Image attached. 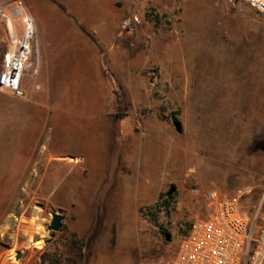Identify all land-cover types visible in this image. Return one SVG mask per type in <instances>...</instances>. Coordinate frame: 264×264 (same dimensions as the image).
<instances>
[{
    "label": "rangeland",
    "instance_id": "374dc122",
    "mask_svg": "<svg viewBox=\"0 0 264 264\" xmlns=\"http://www.w3.org/2000/svg\"><path fill=\"white\" fill-rule=\"evenodd\" d=\"M73 4L60 5L70 13ZM34 6L39 55V28L52 19ZM115 8L131 19L126 28L89 34L103 49L109 92L89 101L115 113L109 168L85 154L0 163V264H68L80 256L76 238L85 264H171L182 235L211 212L212 189H251L240 208L264 218V13L245 0H117ZM7 37L0 17V70ZM33 61L24 79L40 85ZM55 212L65 216L59 231L48 229Z\"/></svg>",
    "mask_w": 264,
    "mask_h": 264
},
{
    "label": "crops",
    "instance_id": "0c3cea01",
    "mask_svg": "<svg viewBox=\"0 0 264 264\" xmlns=\"http://www.w3.org/2000/svg\"><path fill=\"white\" fill-rule=\"evenodd\" d=\"M52 1L25 0L52 21L39 28L45 43L42 56L34 59L40 61L41 84L23 78V95L0 89V163L22 160L21 155L31 156L25 161L66 162L85 154L107 169L116 148L115 113L89 101L109 94L101 73L103 49L89 34L107 29L114 35L131 19L115 8L117 0ZM65 2H74L70 13L61 9ZM65 144L69 153H64Z\"/></svg>",
    "mask_w": 264,
    "mask_h": 264
},
{
    "label": "built area",
    "instance_id": "2783aa9c",
    "mask_svg": "<svg viewBox=\"0 0 264 264\" xmlns=\"http://www.w3.org/2000/svg\"><path fill=\"white\" fill-rule=\"evenodd\" d=\"M264 13V0H245ZM8 31L2 54L0 89L23 95L26 69L38 56L35 17L25 0L0 1ZM244 188L229 196L217 189L207 194L211 212L198 217L182 235L171 264H264V218L258 222L240 208Z\"/></svg>",
    "mask_w": 264,
    "mask_h": 264
},
{
    "label": "water",
    "instance_id": "95a60500",
    "mask_svg": "<svg viewBox=\"0 0 264 264\" xmlns=\"http://www.w3.org/2000/svg\"><path fill=\"white\" fill-rule=\"evenodd\" d=\"M176 127H177V130L179 132L182 131V125L180 122L178 121H175L174 122ZM177 187L175 185H172L170 190L168 191V194L171 195L173 194L175 191H176ZM64 219H65V216L63 214H61L60 212H55L53 213V218H52V221L51 223L48 225V229L51 230V231H59L61 230V228L63 227V222H64ZM167 239L169 240L171 237H170V234H167ZM22 256V253L19 252L18 255H17V258H21Z\"/></svg>",
    "mask_w": 264,
    "mask_h": 264
},
{
    "label": "trees",
    "instance_id": "16d2710c",
    "mask_svg": "<svg viewBox=\"0 0 264 264\" xmlns=\"http://www.w3.org/2000/svg\"><path fill=\"white\" fill-rule=\"evenodd\" d=\"M153 208L154 207H149V210H152ZM165 232H166V234H168L167 231H165ZM75 244H76L77 248H80V250H81L80 256L77 259H68V262H69L68 264H85V259L87 258L86 253L84 251L85 242H84V240L80 241L79 239L76 238ZM49 264H63V263L59 258L58 259L56 258V259H52Z\"/></svg>",
    "mask_w": 264,
    "mask_h": 264
},
{
    "label": "bare ground",
    "instance_id": "6f19581e",
    "mask_svg": "<svg viewBox=\"0 0 264 264\" xmlns=\"http://www.w3.org/2000/svg\"><path fill=\"white\" fill-rule=\"evenodd\" d=\"M192 137H194V136H192ZM182 139H183V138H182ZM193 140H194V138H193ZM190 142H191V141H190ZM220 146H221V145H220ZM168 154H169V153H168ZM174 156H176V157H174ZM174 156H172V157H173V158H176V159L180 157V156L178 157L177 155H174ZM173 158H172V159H173ZM191 159H192V158H191ZM187 161H188V160H187ZM187 161H184V163H183V162L181 163V162L178 160V163L180 162L179 165H180V166H184L185 164L188 163ZM173 163H174V162H173ZM182 164H184V165H182ZM177 166H178V165H177ZM180 166H179V167H180ZM174 167H175V166H174ZM182 168H183V167H182Z\"/></svg>",
    "mask_w": 264,
    "mask_h": 264
}]
</instances>
